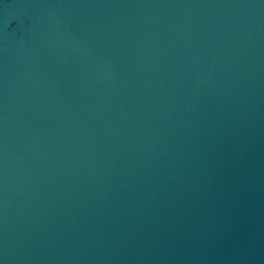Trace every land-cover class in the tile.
Listing matches in <instances>:
<instances>
[{"label": "water", "instance_id": "water-1", "mask_svg": "<svg viewBox=\"0 0 264 264\" xmlns=\"http://www.w3.org/2000/svg\"><path fill=\"white\" fill-rule=\"evenodd\" d=\"M0 264H264V0H0Z\"/></svg>", "mask_w": 264, "mask_h": 264}]
</instances>
